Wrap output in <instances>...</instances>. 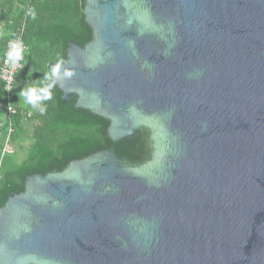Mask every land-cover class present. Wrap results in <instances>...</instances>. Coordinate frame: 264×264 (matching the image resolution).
Returning a JSON list of instances; mask_svg holds the SVG:
<instances>
[{
  "label": "water",
  "instance_id": "water-1",
  "mask_svg": "<svg viewBox=\"0 0 264 264\" xmlns=\"http://www.w3.org/2000/svg\"><path fill=\"white\" fill-rule=\"evenodd\" d=\"M83 15L93 38L68 44L57 89L111 144L26 177L0 207V264H264V0ZM142 130L150 161L129 164L114 147Z\"/></svg>",
  "mask_w": 264,
  "mask_h": 264
},
{
  "label": "trees",
  "instance_id": "trees-1",
  "mask_svg": "<svg viewBox=\"0 0 264 264\" xmlns=\"http://www.w3.org/2000/svg\"><path fill=\"white\" fill-rule=\"evenodd\" d=\"M85 0H0V61L8 41L19 37L27 53V66L16 77V88L39 85L36 80L58 57L66 60L69 43L85 46L93 34L85 23ZM30 10H35L33 19ZM29 67L33 76H26ZM1 90V85H0ZM17 92V91H16ZM18 97L16 96V99ZM61 93L53 89V98L46 103L41 115L24 100L17 103L12 145L25 142V158L13 165L3 166L0 174V207L11 194L23 192L25 179L31 175H45L61 171L71 161L80 160L110 146L106 130L108 123L86 111L74 108L75 100L61 103ZM6 112L0 106V117ZM29 142H26V140ZM1 147V145H0ZM117 156L130 164L147 160L148 135L140 132L131 140L114 147Z\"/></svg>",
  "mask_w": 264,
  "mask_h": 264
},
{
  "label": "clouds",
  "instance_id": "clouds-1",
  "mask_svg": "<svg viewBox=\"0 0 264 264\" xmlns=\"http://www.w3.org/2000/svg\"><path fill=\"white\" fill-rule=\"evenodd\" d=\"M30 14L33 19L36 18L35 10H30ZM27 53L23 41L15 40L10 42V48L6 53L5 63L11 62L12 64L18 65L17 73L21 71L25 66L29 65L28 61L25 59ZM63 68V71L61 69ZM17 73H12L7 77L8 84L5 85L4 91L11 92L13 88L12 81ZM31 67L26 73V76H33ZM75 74L74 69L64 67V61L62 58L57 59V62L51 65L48 71L42 73L36 80L39 85L33 84L32 86H27L20 89L16 93L18 97L17 102L22 98L27 104L31 105L33 108L38 109L41 115L46 113V103L53 98V89L62 83L64 78H71ZM2 78V77H0ZM12 103H9L6 107L9 111L12 109Z\"/></svg>",
  "mask_w": 264,
  "mask_h": 264
},
{
  "label": "built area",
  "instance_id": "built-area-1",
  "mask_svg": "<svg viewBox=\"0 0 264 264\" xmlns=\"http://www.w3.org/2000/svg\"><path fill=\"white\" fill-rule=\"evenodd\" d=\"M20 40L19 37L8 41L6 50L2 60L0 61V85H1V98H0V106H4L6 112L3 116L0 117V174L2 170V163L5 158L11 154H13V145H12V136L14 135V126L11 122L12 118L16 115V77L18 75L17 68L18 65L12 64L11 62L5 63L6 53L10 48V42ZM17 73L15 75L14 80L12 81L13 88L11 92L4 91V87L8 84L7 77L12 74ZM9 103H12L11 111L6 107Z\"/></svg>",
  "mask_w": 264,
  "mask_h": 264
},
{
  "label": "rangeland",
  "instance_id": "rangeland-1",
  "mask_svg": "<svg viewBox=\"0 0 264 264\" xmlns=\"http://www.w3.org/2000/svg\"><path fill=\"white\" fill-rule=\"evenodd\" d=\"M20 89L23 88V84H19ZM19 89V91H20ZM18 91V92H19ZM26 142H29V140L27 139ZM16 145L13 146V154L7 156L3 162V166H7V165H13L17 162L22 161L25 158V153L26 150L24 149L25 147V142L23 145V142L21 140H19V142L15 143ZM22 159V160H21Z\"/></svg>",
  "mask_w": 264,
  "mask_h": 264
},
{
  "label": "flooded vegetation",
  "instance_id": "flooded-vegetation-1",
  "mask_svg": "<svg viewBox=\"0 0 264 264\" xmlns=\"http://www.w3.org/2000/svg\"><path fill=\"white\" fill-rule=\"evenodd\" d=\"M75 100V99H74ZM75 105V104H74ZM76 110V109H75ZM78 111V110H77ZM89 113V112H88ZM93 116V115H92ZM95 117V116H94ZM95 118H98V117H95ZM101 119V118H100ZM103 120V119H102ZM104 121V120H103ZM106 122V121H105ZM108 123V122H107ZM108 126H109V123H108ZM107 129H108V127H107ZM140 132H144L143 130L142 131H140ZM139 132V133H140ZM106 134H107V130H106ZM137 136V135H136ZM108 138V137H107ZM109 140V139H108ZM120 143V142H119ZM148 161H150V154L148 153V156H147V160H145L144 162H142V163H140V164H143V163H146V162H148ZM130 164V163H129ZM139 164V165H140ZM134 165H137V164H134Z\"/></svg>",
  "mask_w": 264,
  "mask_h": 264
},
{
  "label": "crops",
  "instance_id": "crops-1",
  "mask_svg": "<svg viewBox=\"0 0 264 264\" xmlns=\"http://www.w3.org/2000/svg\"><path fill=\"white\" fill-rule=\"evenodd\" d=\"M23 88H24V86H23ZM19 89H20V87H17V88H16V91L18 92ZM17 92H16V93H17ZM0 98H1V90H0ZM17 99H18V98H17ZM17 99H16V100H17ZM20 101H23V99L21 98ZM17 103H18V102H17ZM3 162H4V161H3ZM2 168H3V163H2Z\"/></svg>",
  "mask_w": 264,
  "mask_h": 264
}]
</instances>
